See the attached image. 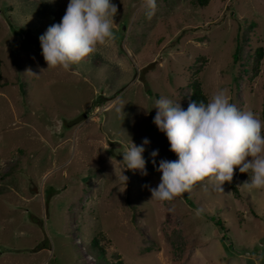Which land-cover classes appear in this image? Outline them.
<instances>
[{"label":"rangeland","instance_id":"rangeland-1","mask_svg":"<svg viewBox=\"0 0 264 264\" xmlns=\"http://www.w3.org/2000/svg\"><path fill=\"white\" fill-rule=\"evenodd\" d=\"M69 2L0 0V264H107L89 251L99 233L110 262L264 264V189L205 180L160 202L144 187L160 183L161 159H178L153 123L155 102L189 104L198 57L209 98L228 89L264 122V60L253 82L234 61L238 45L264 48V0H156L151 19L145 0H112L114 40L68 71L48 69L39 37ZM144 138L147 176L121 163Z\"/></svg>","mask_w":264,"mask_h":264},{"label":"clouds","instance_id":"clouds-1","mask_svg":"<svg viewBox=\"0 0 264 264\" xmlns=\"http://www.w3.org/2000/svg\"><path fill=\"white\" fill-rule=\"evenodd\" d=\"M145 7L151 19L156 0H145ZM117 11L112 0H70L60 23L49 26L39 37L48 69L68 71L93 54L98 45L114 40ZM154 108L153 123L167 136L170 151L178 159L159 161L156 171L162 173L160 183L154 188L144 186L151 191V200L171 201L205 180L214 190L223 192L224 183L233 180L237 167L250 177L242 188L264 189V122L251 110L238 109L228 89L218 90L207 103L190 101L187 109L161 96ZM149 144L148 138L140 145L132 142L122 153L124 169L139 170L147 176L143 153ZM150 155L156 166L159 150ZM124 177L127 182L128 177ZM208 184H202L205 191Z\"/></svg>","mask_w":264,"mask_h":264},{"label":"trees","instance_id":"trees-1","mask_svg":"<svg viewBox=\"0 0 264 264\" xmlns=\"http://www.w3.org/2000/svg\"><path fill=\"white\" fill-rule=\"evenodd\" d=\"M212 0H192L194 6L198 8H205L211 4ZM11 19V18H9ZM264 60V48L258 47L253 53L244 54L242 46L238 45L236 52L234 54V61L240 65V76L239 78H246L249 82L255 81L260 73ZM208 63V58L206 56H200L196 59L195 63L190 68V82L188 88L191 90L190 101H204L208 102L209 96L206 94L203 83L201 80V74ZM3 61L0 58V82L3 80ZM148 94L152 96V92L148 90ZM102 99V98H101ZM108 101L103 99L98 102V106H104ZM189 105V104H188ZM187 106H182V108L187 109ZM234 173L233 180L231 181V189L234 193L239 194V188L236 185L239 181L249 180L248 173H241L237 167ZM218 227H222L223 223L220 220H215ZM224 230V228H222ZM108 238L105 234H97L90 243L89 251L92 255L96 256L100 262H105L107 264H126L121 260L118 254H114L112 257L115 259L114 262H110L108 259V251L106 249V244Z\"/></svg>","mask_w":264,"mask_h":264}]
</instances>
